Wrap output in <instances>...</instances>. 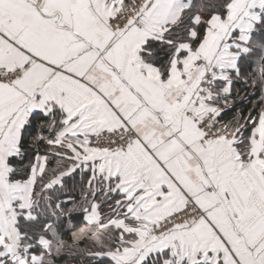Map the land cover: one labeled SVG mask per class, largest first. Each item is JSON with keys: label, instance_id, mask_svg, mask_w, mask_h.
<instances>
[{"label": "snow or ice", "instance_id": "obj_1", "mask_svg": "<svg viewBox=\"0 0 264 264\" xmlns=\"http://www.w3.org/2000/svg\"><path fill=\"white\" fill-rule=\"evenodd\" d=\"M0 264H264V0H0Z\"/></svg>", "mask_w": 264, "mask_h": 264}]
</instances>
